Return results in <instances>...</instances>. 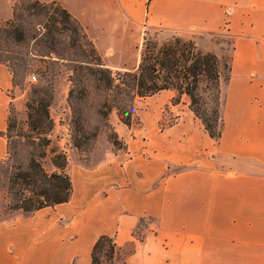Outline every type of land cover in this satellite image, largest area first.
<instances>
[{
  "label": "crops",
  "instance_id": "obj_1",
  "mask_svg": "<svg viewBox=\"0 0 264 264\" xmlns=\"http://www.w3.org/2000/svg\"><path fill=\"white\" fill-rule=\"evenodd\" d=\"M14 1L0 0V22ZM39 1L64 7L113 71L137 63L146 30H213L231 18L227 103L217 142L186 96L172 104L175 91L141 99L139 126L116 115L125 147L109 144L82 186L80 174L70 178L67 203L31 213L0 204V264H89L101 235L114 239L123 264H264V0ZM16 91L0 64V161ZM167 112L173 121L159 126Z\"/></svg>",
  "mask_w": 264,
  "mask_h": 264
},
{
  "label": "trees",
  "instance_id": "obj_2",
  "mask_svg": "<svg viewBox=\"0 0 264 264\" xmlns=\"http://www.w3.org/2000/svg\"><path fill=\"white\" fill-rule=\"evenodd\" d=\"M4 34L18 46L32 41L41 53L53 59V66L43 64L45 78L48 73L55 77L61 70L68 71L70 139L79 152L92 148L101 135L115 149H123L125 145L110 123L112 112L130 127L136 100L168 90L188 98L189 109L211 139L217 142L221 137L220 84L222 70L229 67L216 55L200 50L192 40L173 37L158 42L145 32L136 67L113 71L103 63L81 24L64 7L56 1L39 0H18L11 18L0 24V37ZM6 51L10 54H0V64L7 66L13 85L17 86L20 72L28 70V62L20 48ZM52 99V83L31 87L26 103V129L15 134L23 140L21 143L13 140L16 121L9 111L7 152L0 161V172L9 183L11 201L7 210L31 213L67 203L71 197L72 184L65 172L66 154L53 151L52 172L42 165L54 126L50 115ZM179 101L180 97L171 102ZM117 254L114 239L101 235L91 249L89 264H118Z\"/></svg>",
  "mask_w": 264,
  "mask_h": 264
},
{
  "label": "rangeland",
  "instance_id": "obj_3",
  "mask_svg": "<svg viewBox=\"0 0 264 264\" xmlns=\"http://www.w3.org/2000/svg\"><path fill=\"white\" fill-rule=\"evenodd\" d=\"M18 0H15L14 4ZM231 18L226 17L223 20V23L219 26L217 29H206L204 28L202 31L197 30H190L188 32H173L165 29H155V30H149L145 31L148 33V35L153 36L158 42H163L166 40H169L173 37H179L183 40H192L197 47L202 50L203 52H209L214 55H216L219 60L225 64H227V67H229V62L231 59V56L233 55V49H234V42H235V35L230 32V24H231ZM4 22V21H3ZM3 22H0L2 24ZM35 30H37L35 28ZM144 32V33H145ZM144 36V34H143ZM143 41V40H142ZM142 44V43H141ZM22 46V47H21ZM18 46L16 45L11 39L8 38L7 35H2L0 37V54L6 55L10 54V52H7L6 50H18L20 48L21 52H23L25 59L28 62V70L23 72H20V76L18 78V85L15 86L17 91V95L20 96V105L18 106H12L10 108L11 114L16 121V128L13 131V140L16 142L23 141L21 138L16 137L15 134L19 130L25 131L26 129V115H27V109H26V103L31 95V87L42 85V84H53V99L50 106V115L52 119L57 120V124L54 123L53 129L50 132L49 138L51 141V144L49 145L47 157L42 159V165L45 168L46 171L52 172L55 170L51 163V157L53 156V151L64 152L67 157V166L65 168V172L70 176V178L76 179V175H81L77 178V186H82L83 184V174L89 172L90 170L97 167L104 159L106 154V149L108 146H112V144L109 142V140L106 138L105 135H101L96 143L93 145L92 148H90L87 151L79 152L77 151L71 143L70 139V119H71V113L70 109L66 102L67 92L69 89V82L67 80L68 71L61 70L60 73L57 76H53L51 73H48L46 78L42 75L43 72V64L48 65H54L53 59H50L47 57L48 54L41 53L39 51V48L35 46V44L30 41L29 43H24L23 45ZM137 63L130 67V70H133ZM45 62V63H44ZM60 68V67H59ZM58 70V68L55 66V70ZM125 71V70H124ZM31 76H35L36 80L32 81ZM230 76V69L222 70V79L220 84V111L223 112V108L227 103V93H228V79ZM180 97L179 95H176L174 98ZM173 98V99H174ZM172 99V100H173ZM143 111L145 112V103L141 101V99L135 101V109H134V123L135 126H139L141 123V119L147 117L143 115ZM65 112H67L69 116V122L68 124H65ZM169 112V111H168ZM165 113V118L161 125H164L165 123H170L173 121V117L169 113ZM112 115V118H111ZM110 115V123L111 121L116 122V112H112ZM56 125V127H55ZM114 128V127H113ZM118 135V134H117ZM119 137V136H118ZM110 144V145H109ZM113 150L115 149L113 146L111 147ZM71 149H73V153L71 152ZM24 161V159L22 158ZM178 168L177 170H179ZM75 176V177H73ZM100 174L97 176H93V178H99ZM8 180L0 172V204L3 207H6L10 205V197L8 194ZM76 186V187H77ZM63 220V218H62ZM64 223L66 224V221L64 220ZM141 231H137V233H140ZM126 251V250H125ZM116 262L118 264L122 263V259H119V257H116ZM101 264H106L101 263Z\"/></svg>",
  "mask_w": 264,
  "mask_h": 264
},
{
  "label": "built area",
  "instance_id": "obj_4",
  "mask_svg": "<svg viewBox=\"0 0 264 264\" xmlns=\"http://www.w3.org/2000/svg\"><path fill=\"white\" fill-rule=\"evenodd\" d=\"M31 80L32 81H35L36 80V77L35 76H31Z\"/></svg>",
  "mask_w": 264,
  "mask_h": 264
}]
</instances>
